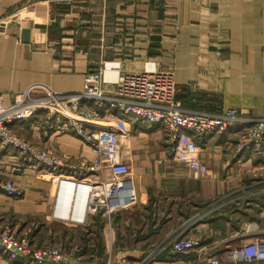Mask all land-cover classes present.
<instances>
[{
  "label": "crops",
  "instance_id": "crops-1",
  "mask_svg": "<svg viewBox=\"0 0 264 264\" xmlns=\"http://www.w3.org/2000/svg\"><path fill=\"white\" fill-rule=\"evenodd\" d=\"M97 2L77 17L53 15V0H0V19L5 18L0 25V96L6 103L35 82L80 91L86 73L108 60H122L121 69H141L151 60L175 70L177 99L185 108H234L243 117L235 127L242 128L250 124L248 118L264 116V0ZM24 6L20 22L12 20L11 14ZM74 19H79L77 34L68 31ZM15 126L32 142L62 155L65 166L53 175L68 171L67 164L95 157L73 130L47 136L29 119ZM124 129L123 156L136 178L138 202L118 212L111 225L105 226L100 215L86 225L50 219V175L24 162L19 150L1 145L2 176L26 192L21 199L0 192V213L25 220V227L42 222L33 231L34 244L63 239L80 248L83 264L108 259L136 264L148 255H155L148 264H195L199 249L176 252L167 243L193 215L225 200L185 235L199 237L208 253L221 256L248 238L264 245V156L238 148L240 129L212 135L189 130L203 148L195 162L166 156L170 139L159 124L127 122ZM157 209L163 215L159 221ZM0 264L26 263L0 251Z\"/></svg>",
  "mask_w": 264,
  "mask_h": 264
},
{
  "label": "built area",
  "instance_id": "built-area-1",
  "mask_svg": "<svg viewBox=\"0 0 264 264\" xmlns=\"http://www.w3.org/2000/svg\"><path fill=\"white\" fill-rule=\"evenodd\" d=\"M77 1L53 0L57 8L53 7L51 13L70 16ZM25 8L16 9L11 19L20 22ZM4 19H0V25ZM74 25L70 24L69 33L77 32ZM122 63L120 59L108 60L88 71L80 91H58L35 82L16 93L11 103L0 96V145L19 150L24 162L50 175L52 220L86 225L100 215L107 226L118 212L137 204L136 178L122 148L127 122L133 126L161 125L170 139L166 156L178 161L200 160L203 148L193 133L212 135L230 128L240 129L239 149L249 147L264 156V116L248 118L247 127H235L243 117L234 108L210 112L183 107L177 99L173 68L146 60L141 69H121ZM27 119L33 120L47 136L73 130L94 152V159L81 165L67 164L68 171L53 175L56 169L65 166V160L61 154L17 132L15 125ZM112 121L118 125L112 126ZM200 169L203 173L206 165L201 163ZM1 172L0 192L13 199L24 198L25 188L3 177ZM228 202L218 201L193 215L170 237L167 245L176 252L199 249L195 264H264V245L256 238L227 248L221 256L217 252L208 253L199 237L185 235L195 221ZM24 221L0 213V251L26 264H83L85 257L80 248L69 246L63 239L51 238L43 245H35L33 231L42 222L35 220L25 227ZM154 257L148 255L136 264H148ZM104 264H111V260Z\"/></svg>",
  "mask_w": 264,
  "mask_h": 264
},
{
  "label": "rangeland",
  "instance_id": "rangeland-1",
  "mask_svg": "<svg viewBox=\"0 0 264 264\" xmlns=\"http://www.w3.org/2000/svg\"><path fill=\"white\" fill-rule=\"evenodd\" d=\"M84 1V0H83ZM83 1H81V0H78L77 2H76V4H75V6H74V9H73V12H72V14L73 15H76L77 17H79V15L80 14H84V13H86L85 11V9L87 8V9H89V6L92 4V3H98L97 2V0H95L94 2H92L91 3V1H93V0H85L86 1V3H84ZM89 11V10H88ZM77 23V24H76ZM72 24H75L76 25V27H75V29H76V34L79 32L80 33V28H79V19H74L73 21H72ZM111 125L112 126H116V125H118L116 122H114V121H112L111 122ZM133 206V205H132ZM132 206H130V207H132ZM130 207H128L127 209H129ZM135 207V206H134ZM123 211V210H122ZM156 219H157V221H159L162 217H163V215L160 213V211H159V209H157V211H156ZM144 218H145V216H144ZM144 218H142V219H144ZM145 220V219H144ZM131 223H132V220H131Z\"/></svg>",
  "mask_w": 264,
  "mask_h": 264
},
{
  "label": "trees",
  "instance_id": "trees-1",
  "mask_svg": "<svg viewBox=\"0 0 264 264\" xmlns=\"http://www.w3.org/2000/svg\"><path fill=\"white\" fill-rule=\"evenodd\" d=\"M103 222V221H102Z\"/></svg>",
  "mask_w": 264,
  "mask_h": 264
}]
</instances>
